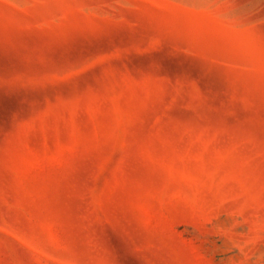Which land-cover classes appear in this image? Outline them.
<instances>
[{
  "label": "rangeland",
  "instance_id": "1",
  "mask_svg": "<svg viewBox=\"0 0 264 264\" xmlns=\"http://www.w3.org/2000/svg\"><path fill=\"white\" fill-rule=\"evenodd\" d=\"M0 264H264V0H0Z\"/></svg>",
  "mask_w": 264,
  "mask_h": 264
}]
</instances>
